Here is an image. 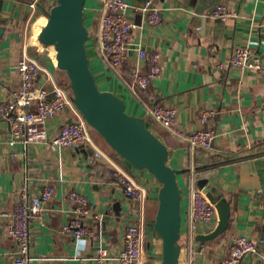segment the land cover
<instances>
[{
	"label": "crops",
	"instance_id": "crops-1",
	"mask_svg": "<svg viewBox=\"0 0 264 264\" xmlns=\"http://www.w3.org/2000/svg\"><path fill=\"white\" fill-rule=\"evenodd\" d=\"M104 0H87L86 42L92 72L102 89H111L123 98L137 117L145 118L149 128L169 148L170 164L190 169L179 178L182 190V252L179 264H220L229 255L232 240L248 235L263 240L256 254L244 264H264V74L240 75L229 67L235 47L250 45L264 66V0H128L130 20L137 25L130 38L127 68L147 70L138 60L137 49L161 55L163 71L149 90L135 95L103 59L98 42ZM161 11L158 26L147 24L146 4ZM30 0H2L0 4V107L12 101L20 90L18 62L23 55L36 60L43 72L39 86L47 84L50 74L66 87V74L57 68L55 51L39 45L38 35L47 19L41 10L32 14ZM49 7V4H43ZM226 6L231 17L221 22L209 11ZM222 64V67L220 65ZM241 81V82H240ZM173 107L177 121L172 130L158 124L147 113L146 104ZM203 109L215 111L208 124L200 121ZM65 111L28 130L29 145H9V126L0 120V264H13L17 251L6 231L8 219L25 184L38 194L47 183L55 186L53 198L44 206L32 225V264H120L125 227L134 212L145 217L146 264L160 261L161 246L153 224L158 213L160 184L147 171L133 169L92 129L93 152L81 148L59 151L52 139L64 123H70ZM200 128H212L218 134L211 150L191 149L189 136ZM99 150L104 159H96ZM18 155L13 157L14 153ZM128 173L147 191L143 208L125 201L113 186L112 167ZM208 179L227 198L231 207L229 229L220 238L196 241L191 229L192 192L198 181ZM82 192L91 201L86 224L95 229L93 239L76 241L64 227L74 217L68 194ZM120 204V208L116 206ZM120 213V216H117ZM100 251L108 257L98 262Z\"/></svg>",
	"mask_w": 264,
	"mask_h": 264
},
{
	"label": "built area",
	"instance_id": "built-area-1",
	"mask_svg": "<svg viewBox=\"0 0 264 264\" xmlns=\"http://www.w3.org/2000/svg\"><path fill=\"white\" fill-rule=\"evenodd\" d=\"M54 0H30L29 8L32 14L38 13L39 4H51ZM44 6V5H43ZM104 11L100 18V30L98 42L101 45L103 59L108 63L112 71L137 94V89L145 90L151 86L154 80L161 77L163 67L161 55L158 52H149L144 47L137 49L138 60L146 61V71L137 67L133 73V83L123 78V70L128 60L130 38L137 25L130 20L132 6L128 0H104ZM147 24L158 26L161 20V11L152 8L149 3L143 9ZM226 6H218L211 18L225 19L231 17ZM229 67L241 76L246 73L264 74L262 58L250 45L237 46L229 58ZM17 72L21 82V88L14 94L11 102L0 107V120L9 126V145L15 147L30 143L27 138L28 130L36 123L50 121L58 114L68 111L70 123H64L52 139V145L59 151L70 148L79 149L85 145H93L90 127L67 94L66 88L55 82L50 74L47 75V84L39 86V78L43 72L41 65L33 58L23 55L18 62ZM222 67V64L220 65ZM241 82V81H240ZM147 113L166 129L172 130L177 121V111L173 107L164 105L146 104ZM216 117L215 111L203 109L200 112V121L208 124ZM218 134L212 128H200L189 136L191 149L204 148L211 150ZM18 154L15 152L13 157ZM96 159H104L105 156L97 150L94 153ZM111 178L113 186L121 192L125 201L131 202L143 208L147 197L145 188L137 183L128 173L119 167H112ZM55 186L52 183L45 184L38 194H32L27 184L19 191V200L11 214H3L8 219L6 231L16 244V253L12 258L13 264H32L39 258L32 254L33 230L35 219L42 213L45 204L52 198ZM73 204L74 217L67 223L64 230L73 234L76 241L81 239H93L95 229L87 226V219L93 215L91 201L82 192L71 190L68 194ZM191 229L193 234L209 233L218 223L216 207L210 202L206 194L194 189L191 200ZM145 217L142 213L134 212L125 227L122 238L121 251L117 260L120 264H146L145 246ZM229 255L223 258L220 264H244L248 255L256 254L263 240L255 241L248 235H239L231 242ZM108 257L106 251H100L96 256L98 262L105 261Z\"/></svg>",
	"mask_w": 264,
	"mask_h": 264
},
{
	"label": "water",
	"instance_id": "water-1",
	"mask_svg": "<svg viewBox=\"0 0 264 264\" xmlns=\"http://www.w3.org/2000/svg\"><path fill=\"white\" fill-rule=\"evenodd\" d=\"M2 0H0L1 4ZM87 0H54L49 7L38 8L47 19L38 35V43L55 51L57 68L67 77L66 91L75 108L113 150L137 171L150 172L160 184L158 213L154 230L159 237L161 259L156 264H179L182 252V190L179 178L190 169H176L170 164L169 148L137 117L130 105L111 89H102L92 72L87 52L89 29L85 25ZM216 7L209 11L212 14ZM221 22V19H216ZM81 149L93 152L90 145ZM216 207L218 223L213 231L196 236L201 245L221 237L228 229L231 207L227 198L208 179L198 181ZM118 209L120 204L116 203ZM120 216V213H117Z\"/></svg>",
	"mask_w": 264,
	"mask_h": 264
},
{
	"label": "trees",
	"instance_id": "trees-1",
	"mask_svg": "<svg viewBox=\"0 0 264 264\" xmlns=\"http://www.w3.org/2000/svg\"><path fill=\"white\" fill-rule=\"evenodd\" d=\"M133 73H134V70L130 69V68H127V66L125 65L124 67V70H123V78H125V80H127V82L129 83H133ZM149 90V88L145 89V90H139L137 89V94H142L144 91H147ZM149 105H154L153 104H149ZM158 105V104H156Z\"/></svg>",
	"mask_w": 264,
	"mask_h": 264
},
{
	"label": "bare ground",
	"instance_id": "bare-ground-1",
	"mask_svg": "<svg viewBox=\"0 0 264 264\" xmlns=\"http://www.w3.org/2000/svg\"><path fill=\"white\" fill-rule=\"evenodd\" d=\"M41 32V31H40ZM54 51V50H53Z\"/></svg>",
	"mask_w": 264,
	"mask_h": 264
}]
</instances>
